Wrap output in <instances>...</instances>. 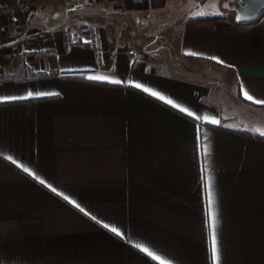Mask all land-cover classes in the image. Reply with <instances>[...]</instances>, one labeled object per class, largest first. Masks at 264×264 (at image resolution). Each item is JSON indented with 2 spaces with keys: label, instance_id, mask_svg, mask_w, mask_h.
Wrapping results in <instances>:
<instances>
[{
  "label": "crops",
  "instance_id": "crops-1",
  "mask_svg": "<svg viewBox=\"0 0 264 264\" xmlns=\"http://www.w3.org/2000/svg\"><path fill=\"white\" fill-rule=\"evenodd\" d=\"M177 1L0 0V264H264V14Z\"/></svg>",
  "mask_w": 264,
  "mask_h": 264
},
{
  "label": "built area",
  "instance_id": "built-area-1",
  "mask_svg": "<svg viewBox=\"0 0 264 264\" xmlns=\"http://www.w3.org/2000/svg\"><path fill=\"white\" fill-rule=\"evenodd\" d=\"M114 0H57V3L67 8L79 9L86 8L96 4L108 3ZM27 9L25 8H8L0 10V16L12 17L16 14H26ZM90 40L92 49L96 54H101L104 50L105 40L103 34L94 30L90 34ZM49 76H53V73H48Z\"/></svg>",
  "mask_w": 264,
  "mask_h": 264
},
{
  "label": "rangeland",
  "instance_id": "rangeland-1",
  "mask_svg": "<svg viewBox=\"0 0 264 264\" xmlns=\"http://www.w3.org/2000/svg\"><path fill=\"white\" fill-rule=\"evenodd\" d=\"M178 3L184 4L187 8H193L195 10L196 8H214L218 16L222 17H228L230 19H233V13H232V7L234 5H231L232 0H178ZM189 4V5H188ZM210 11L209 9H207ZM216 78V77H215ZM212 78L213 80H216L214 85L216 87V90L221 93V97L223 99H227L229 97V89L227 86L224 84L223 80L220 78L215 79Z\"/></svg>",
  "mask_w": 264,
  "mask_h": 264
},
{
  "label": "water",
  "instance_id": "water-1",
  "mask_svg": "<svg viewBox=\"0 0 264 264\" xmlns=\"http://www.w3.org/2000/svg\"><path fill=\"white\" fill-rule=\"evenodd\" d=\"M264 11V0H237L234 22L237 25L255 23Z\"/></svg>",
  "mask_w": 264,
  "mask_h": 264
},
{
  "label": "snow or ice",
  "instance_id": "snow-or-ice-1",
  "mask_svg": "<svg viewBox=\"0 0 264 264\" xmlns=\"http://www.w3.org/2000/svg\"><path fill=\"white\" fill-rule=\"evenodd\" d=\"M87 78H88V79H92V80H99V81H109V82H112V83H118V84L121 83L120 80L110 81L108 76H99V75H95V76H89V77H87ZM135 87L139 89V88H141V84H140V83H136V84H135ZM143 91L147 93V92L149 91V89L145 87V88H143ZM29 95H31V93H29ZM151 95H152L153 97H156V96L158 95V93H157L156 91H153V92H151ZM160 98L163 99L162 96H161ZM247 98H248V99H252L251 96H247ZM169 103H171V101H169ZM211 123H213V124H217L218 121H216V120H212ZM261 135H264V133H261ZM24 171H25V172H28L29 169L25 167V168H24ZM41 183H44V181L41 180ZM53 191H55L54 188H53ZM64 199H65V200H68L69 197H68L67 195H65V196H64ZM70 202H71V201H70ZM81 210H83V209H81ZM105 227L107 228V225H105ZM111 230H112V232H114V233L117 232V229H116V228H112ZM117 234H119V233H117ZM215 256H216V244H215V239H214V243H213V257L215 258Z\"/></svg>",
  "mask_w": 264,
  "mask_h": 264
},
{
  "label": "trees",
  "instance_id": "trees-1",
  "mask_svg": "<svg viewBox=\"0 0 264 264\" xmlns=\"http://www.w3.org/2000/svg\"><path fill=\"white\" fill-rule=\"evenodd\" d=\"M263 14H264V11L261 13L260 17H262ZM215 20H220V19L216 18V19H211V20H192L191 22L194 23V22L215 21Z\"/></svg>",
  "mask_w": 264,
  "mask_h": 264
}]
</instances>
